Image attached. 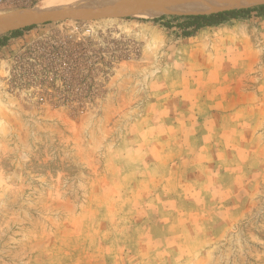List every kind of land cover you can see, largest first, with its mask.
<instances>
[{"label":"rangeland","instance_id":"rangeland-1","mask_svg":"<svg viewBox=\"0 0 264 264\" xmlns=\"http://www.w3.org/2000/svg\"><path fill=\"white\" fill-rule=\"evenodd\" d=\"M161 1L0 48V264H264V15L186 37Z\"/></svg>","mask_w":264,"mask_h":264},{"label":"bare ground","instance_id":"bare-ground-1","mask_svg":"<svg viewBox=\"0 0 264 264\" xmlns=\"http://www.w3.org/2000/svg\"><path fill=\"white\" fill-rule=\"evenodd\" d=\"M112 1L116 0H40L30 7L10 12L1 11L0 35L32 23L62 19L70 14L85 16L110 7ZM260 3H264V0H162L158 4L155 2L151 7H141H145L141 11L154 15L172 12L211 13L221 9L250 7Z\"/></svg>","mask_w":264,"mask_h":264},{"label":"trees","instance_id":"trees-1","mask_svg":"<svg viewBox=\"0 0 264 264\" xmlns=\"http://www.w3.org/2000/svg\"><path fill=\"white\" fill-rule=\"evenodd\" d=\"M253 12H257L258 15H264V4L254 7H247V8L226 9L222 11L213 12L210 14L202 13V14L182 15L180 17H176L177 21L181 19V21H178L176 25H173L171 21H164L165 17L163 16L155 18L154 21L155 22L160 21L163 24H165L166 27L169 28H172L174 26L180 27L183 29L184 36L188 37L204 27L219 25L224 23L225 21H228L229 19L245 18ZM48 23H52V21L43 22V24H48ZM37 26H38L37 23L31 24L22 27L20 29L12 30L7 35L0 36V48L6 45L10 38L19 37L20 35L23 34L24 31L31 30ZM71 43H72V39L71 40L67 39L65 40V43L61 46L53 45L52 53L54 54V59L55 56L56 58L62 57L64 55L62 51L64 52L70 51V46H72ZM65 44H67V46H65ZM86 49H87L86 46L82 47L81 49L82 54L86 51ZM49 70L51 72H56V74H60L59 73L60 69L58 68L57 60H53V63L51 64ZM82 84H83V79H82ZM57 91H59V89H57ZM60 93L65 100H69L71 96H74L79 100H83V99L91 98L94 94V90H91L85 84H83V86L77 89H75L72 84H68L64 90H60Z\"/></svg>","mask_w":264,"mask_h":264},{"label":"built area","instance_id":"built-area-1","mask_svg":"<svg viewBox=\"0 0 264 264\" xmlns=\"http://www.w3.org/2000/svg\"><path fill=\"white\" fill-rule=\"evenodd\" d=\"M33 1L35 0H0V7L9 6L13 4H25Z\"/></svg>","mask_w":264,"mask_h":264}]
</instances>
